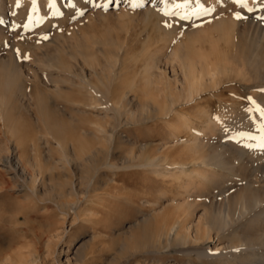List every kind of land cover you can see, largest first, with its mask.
<instances>
[{"label": "rangeland", "instance_id": "rangeland-1", "mask_svg": "<svg viewBox=\"0 0 264 264\" xmlns=\"http://www.w3.org/2000/svg\"><path fill=\"white\" fill-rule=\"evenodd\" d=\"M33 1L37 2L39 0H31V4L28 5L34 12L38 8V2L35 3ZM213 1L217 2L218 0H210L211 4ZM224 1L219 0L218 2L220 3L216 5L222 7V2ZM22 3L19 2V5H24ZM171 3L174 5L171 8L170 4H168L170 10H168L169 7L167 6V11L171 13L175 9L173 12L177 13V16L173 14L171 16L167 15V12L165 13L166 18H162L164 14L161 13V16L156 14L161 9V3L158 1L151 6L154 8V10H151V7L148 8V4L141 3V0H133L131 4L116 1L115 4L111 5L108 4L107 0H48L49 7L42 14L40 13L39 17H33V20H28L29 23L27 20L24 21L27 23L20 21L17 25L18 29L14 28L9 33L5 32L6 35L8 34L5 41L6 46L4 45L0 48V58L8 59V56L13 55L15 63L22 68L23 76L26 77L22 76V83H24L25 89L29 92L30 90L34 91V89L39 92L42 91L40 93H43V95L48 93L50 96H47V100L50 103L44 106L42 115L44 118L45 114H47L44 120L48 118L44 121L40 117L41 113L35 109V100L33 98H29L26 95L21 99V101L25 100V106L23 102L24 105L21 104V101L16 96L4 98L7 95L0 92V101L2 104L5 103L4 105L0 104V108H5V110H0H4L2 113L0 112V115L5 120L3 122L0 121V215L3 218L1 233V244L3 243V245H1V248L4 253H11V256L17 257L18 254L16 256V253L20 252L28 257V253L35 252V249L40 258H45L42 259L40 264H68L66 263V258H68L69 264H180L184 261L183 255L174 254L172 251L168 253H153L150 252L152 249L149 247L140 246V248L136 246L135 241H137L138 237L134 236L133 233L139 234L140 232L139 226L136 224L138 219L144 215L159 213L158 209L160 207L166 208L169 205V201L162 197V194L169 190L173 192L175 189L167 187V190L166 187H163L161 179L151 172L146 173L136 166H127L128 168L121 166L122 158L117 156V153L122 155L129 148H132L135 151L134 153L138 155L137 145L142 142L147 144L145 150L150 155H153L155 149L158 148L157 146H160L163 142L162 140L167 138L171 129L169 127L170 123H175L173 116L170 115L162 119L159 116H154L153 118L138 120L139 122L136 120H128L127 122L126 120L124 121L122 115H119L120 113H116V115L111 109L102 108L104 106L101 102H98L95 108L79 105L78 109L72 103L76 99L72 91H76V85L82 82L81 79L89 82L96 81V76L93 74L90 65L87 64L88 62L83 54H92L95 56L99 66L104 67L107 64L104 54L107 49H111L118 59L112 69L113 73L111 72L117 76L113 75V78L111 74V79L114 80L110 81V93L116 87L118 89V86L122 85L123 88L120 86L119 89L129 90L130 96L134 94V100L139 101L158 92L160 96L158 100L160 103L163 101V97H161L163 83H165L166 79H173L172 66L176 70L178 66L170 55L172 49L179 42H183V44L186 42L189 47L193 46L194 51H198L203 55V53L211 51V41L216 39L218 35L217 32H213L210 29V21L207 19L199 20L200 22L189 19L190 21L184 20L181 23L180 16L183 12L176 8L179 5V0H171ZM229 5L226 8L224 7L226 10L223 9L218 14L222 16L229 14L231 17H235L237 11H232L234 3L232 2ZM42 16L49 19L47 23L44 22L45 20H43ZM263 16L264 14H261V17ZM173 17L176 18L172 20ZM39 18V22L35 21ZM178 21H180V24ZM35 22L38 23L35 24ZM26 24L29 25L28 29L22 26ZM30 24L33 26L30 27ZM45 36L47 39H44ZM110 43H114V45L110 46ZM219 46H223L222 41L219 42ZM57 49V55L63 61L65 60L64 62L68 64V68L59 67L60 70L58 67H53L55 71L51 70L50 72L44 66L45 61L43 62V60L46 59L43 57V53L48 55L56 52L55 50ZM17 50H19V57L17 56ZM24 57H27V59H24ZM210 59L214 60L211 57ZM24 65H29V69ZM99 66L98 68L100 69ZM48 71L49 73H47ZM76 72L78 74L82 73L79 74L80 77L75 75ZM36 75H39V79ZM51 75L54 78L60 77L59 79L62 78L67 82H59L60 80L57 79L56 81L59 82L57 83L59 86L57 90L55 89L56 84L52 83L54 78ZM0 76L2 77V80L1 77L0 80L4 81L5 77L1 74V71ZM47 76L52 78L48 77V79ZM149 77L151 82L147 80ZM65 78L69 79L66 80ZM32 81L33 83H31ZM225 82L221 83L218 89L220 92L217 91L216 97L214 95L207 96L208 93H206L195 98V103L199 101L198 103L193 104L194 102H190L181 107L186 108L188 113H192V110L196 109L200 103L204 104L205 107L208 106L206 109H211L210 112L216 109L213 107L216 106L218 111L214 110L213 112H217L215 114L212 113L214 115L218 114L217 116H225L227 108L224 107V101H230V99H232L231 102L244 100L242 102H247L245 103L247 105L246 90L239 86H234L236 90H230L231 95L233 92L235 98L239 94L242 95H240L241 97L239 96L241 100L238 97L235 99L233 95L230 97L227 92H222ZM126 83L131 85L125 86ZM34 85H36L35 88ZM50 90L51 92L49 93ZM54 90L57 91L53 93ZM66 91L71 93L69 97ZM56 93L57 95L61 94L58 95L60 98L55 95ZM111 94L113 95V92ZM210 96L211 98H209ZM243 97L245 98L243 99ZM221 100L225 111L222 110ZM242 102H239L240 104L237 102L236 104L241 105L240 107H245L246 105ZM15 106H19L22 110L17 109L19 111H15ZM51 107L53 108V110H50L51 113L50 111L49 114L46 113L49 109H52ZM56 107L58 108L57 110ZM6 109H11V112ZM223 113L224 115H222ZM52 114L55 116H52ZM51 121L52 123H50ZM53 121L56 123L54 124ZM44 123H47L48 129L47 126L45 129ZM167 123H169L168 126ZM62 124L68 128H62ZM57 126L59 127L56 128ZM113 126L117 128V134L119 132V139L122 141H117L118 145L116 144L115 136V138L113 136L110 137L109 141H107L106 137L100 135V129L110 131ZM166 127L169 130L166 131ZM72 130L75 134H79L80 137L79 135L75 136L71 132ZM52 133H55V135ZM72 134L73 136L71 137ZM63 135L64 137H61ZM73 137H79L78 145L70 144ZM59 138L65 144L69 142L68 144L70 145L67 144V147L72 152L69 148L67 149L74 153L79 160L87 157L93 148H96L97 151L100 150L98 158L100 162L97 161L93 168H91L93 164L89 166L87 162H83L85 168L90 171L85 174L86 177L83 178L84 181L80 183V187L75 184L74 188L70 189L71 181H75V175L80 174V172L79 168H74V163H68L61 159L62 146L56 144ZM112 146L115 147L112 148ZM113 149L115 150L114 152ZM12 157L20 158L25 167V172H35L36 180L33 185H31L28 177L26 178L24 172L22 173L20 169L7 171L9 169L7 168V162ZM105 162L114 165V167L104 165ZM50 176H53V179L56 178L55 182H51L53 179L48 180ZM55 183L62 186L63 190L70 189L71 191L65 193V197L67 195L66 198L72 200L71 208H64L66 210L65 213L59 211L50 196L53 191H56L53 188ZM50 189L52 192L48 193L47 191ZM165 203L168 205L165 206ZM21 209L28 211L27 218L25 219L24 215L19 213L20 216L17 215V221L12 219ZM59 215L64 216L62 218ZM121 243L124 244L122 245Z\"/></svg>", "mask_w": 264, "mask_h": 264}, {"label": "bare ground", "instance_id": "bare-ground-1", "mask_svg": "<svg viewBox=\"0 0 264 264\" xmlns=\"http://www.w3.org/2000/svg\"><path fill=\"white\" fill-rule=\"evenodd\" d=\"M116 1L127 2L130 4L133 2V0ZM156 1L161 3V9L160 11L158 10L156 14H160V16L164 14V16L162 15V18H166L165 13L168 12L166 7L168 4H170V7L174 5L171 3V0H141V3H147L149 8ZM218 1H213L211 4L212 1L210 2V0H207V3H205L204 0H190L189 3L184 4L183 0H179L180 7L176 8H179V10L183 12L182 15H187L191 17L192 20H197V22L199 20L207 19L210 21V29L213 32H217L218 35L216 39L211 41V51L209 50L208 53H203V55L198 51H194L195 49L193 46L189 47V44H186V42H184L185 44L179 42L172 49L170 55L172 56V60H175L176 62H174L178 66L176 67L177 70L172 66L173 79H166L165 83H163V91L161 93L163 101L161 103L158 100L160 97L158 92L139 101L134 100L133 93V95L130 96L129 90L125 91L121 88L119 89L122 85H119L118 89L116 87L112 91L113 95L111 94L112 92L110 93V81L114 80L111 79V77L113 75L115 76V73L112 74V69L116 64L115 62L118 60L111 49H107V51L104 52L107 60V64L104 67L99 66L95 56L92 54H83L88 62L87 64L90 65L93 74L96 76V81L89 82L88 80L83 81L81 79L82 82L79 83L84 84L78 83L76 85V91L73 90L74 93L72 91V94H75L76 96H74L76 99H74L72 103L76 105L78 109L79 105L95 108L97 107L98 102H101L104 106L102 108H106L107 110L111 109L114 114L120 113L119 115H122L124 121L126 120L127 122L128 120L140 121L153 118L154 116H159L162 119L163 117L167 118L170 115L175 119V123L171 122L173 125H171V123L169 125L171 129L166 138L168 140H162V144L161 142V145L158 144L160 146H157L158 148L155 149L153 155H150L145 150L147 144L143 142L138 143L137 145V150L139 152L138 155L134 153L135 151H133L132 148H129V150L122 155L116 152L117 156L122 158L121 166L126 168H128L127 166H136L146 173L151 172L153 175L161 179L160 181L163 183V187H166V189L167 187L169 189H175L173 192L172 190H169L162 194V197H165L169 201L168 203L166 200L169 204H167V206L165 203V206H167L166 208L160 207L158 209V211H160L159 213L155 215L149 213L150 215H144L138 219L136 224H138L140 232L139 234L133 233L134 236L138 237L136 239L137 241H135L136 246L149 247L152 249L150 252L153 253H168L169 251H172L174 254L183 255L184 261L180 264H264V147H261V145L264 144V122L261 121L260 113L257 110L258 107L264 108V19H262L264 16L261 17V14H264V0H244V3H235L234 0H225L222 2V7L216 5L221 2ZM19 2H23L24 5L17 4V0H0V48L5 45V41L7 40L6 36L8 34L6 35L5 32L9 33L14 28L18 29L17 25L20 21L27 23L28 20L30 21L33 17H39L38 15L40 13L42 14V12L49 7L48 0H39L37 1L38 3L33 1L38 5V8L34 13L28 6L31 4V0H19ZM232 2L234 3V9L231 10H236L237 13H240L242 19H238L236 16L231 17L229 14L223 16L218 14ZM57 6L59 7V5ZM170 7L168 10H170ZM206 8L210 10L205 12L204 10ZM151 10H154V8L151 7ZM173 11H175V9ZM173 11H171V13L168 12L167 15L169 14L171 16V14L174 13ZM174 18L176 17H173L172 20H174ZM26 20L27 22H24ZM39 20L40 18L35 21L39 22ZM43 20L47 23L49 19L44 18ZM183 22L184 20L181 23ZM37 23L35 22V24ZM178 23L180 24V21H178ZM28 26L29 25L25 28L28 29ZM31 26L33 25L30 24V27ZM220 41L223 42L222 47L219 46ZM113 45L114 43H110V46ZM58 49L55 50L56 52L48 55L42 52L44 55L42 56L46 59L43 60V62L45 61L44 66L50 70V72L51 70L55 71V68L53 69V67L68 68V64L64 62L65 60L63 61V59L57 55ZM210 57L214 58V60L210 59ZM28 66L26 65L25 67ZM0 69L1 74L5 77L4 81H1L2 77L0 76V92L7 95L4 98H7L8 96H16L19 101H21V99L28 95L29 98L31 97L35 100V106L37 107H35V109H37V112L42 115L43 109L45 108L44 106L47 103H50L47 100L50 95L48 93V95H43V93H40L42 91L39 92L35 89L34 91L30 90V92L25 89V85L22 83V76L24 75L21 70L22 68L18 67L15 63L13 55L8 56V59L0 58ZM77 72L75 75L80 77L79 74L82 73L78 74ZM47 73H49V71ZM36 76H38L39 79V75ZM51 76L53 77V75ZM51 76H47V78H52ZM55 78L52 80V83L54 82L56 84L55 89L57 90L59 87L57 83L67 82L62 78V80L59 79L60 77ZM57 79L60 81H56ZM68 79L69 78L66 80ZM147 80L148 82H151L150 77L149 79L147 78ZM224 81L226 82L222 87V92H227L230 97H232L234 93L233 92L232 95L230 93V90L235 89L234 86H239L246 90L248 99L247 105L245 104L247 102L243 103L242 101L244 100L239 98L241 94L237 95L238 99L241 100L237 102H242L246 105L245 107H240V103L238 104V107L236 104L237 102H234L236 100L232 102V99H230V101H224V107L227 109L230 108L228 110L226 109L225 116H217L218 114L214 115L218 110L217 107L213 105L212 106L216 109L212 106L211 107L214 110H217L215 112H213L214 110L212 111L214 114L210 112L211 109H206L208 106L205 107V105L201 103L198 104L196 109L192 110V113H188L186 108L181 107L190 102H194L193 104L198 103L199 101L195 103V98L206 93H208L207 96L214 95L216 97L218 93L217 91H219L218 89ZM31 83H33V81ZM127 85L130 86L131 84L126 83L125 86ZM35 86L36 85H34V88ZM239 87L238 89H240ZM57 90H54L53 93ZM50 92L51 90L49 93ZM68 92L66 94H68L69 97V94L71 93ZM55 95L60 98L58 95L61 94L57 95L56 93ZM80 95H82V97H80ZM89 95L91 96L85 97ZM211 96L209 98H211ZM237 97L235 98L233 95V98L237 99ZM244 98L245 97H243V99ZM24 101L22 100L21 104H25L26 106ZM72 103L71 105L73 106ZM220 103L222 105V110L225 109L223 108L222 100ZM0 104H2L1 101ZM4 104L5 103L2 105ZM48 106H46V108H48ZM99 106L101 107L100 103ZM15 108V111L21 109L19 106H15ZM2 109L5 110V108L1 107L0 110ZM57 109L58 108L56 107V110ZM50 110H53V108L49 109L46 113L49 114ZM3 111L0 112L2 113ZM41 115L40 117L43 118V115ZM222 115H224V113ZM46 116L47 114H45L44 118ZM52 116L55 115L52 114ZM3 120V116L0 115V121L3 122ZM50 123H52V121ZM168 124L169 123H167V126ZM44 125L45 129L46 126L48 129L47 123H44ZM62 125V128H68H66L64 124ZM58 127L59 126L56 128ZM116 127L113 126L110 131L100 129V135L106 137L105 139L107 141H109L108 139H110V137L115 136L116 144L118 145L117 141L120 142L121 140L119 139V132L117 134ZM167 128L168 127H166V131L169 130ZM50 129H52V127H50ZM71 132L75 134L73 130ZM52 134L55 135V133ZM76 135L79 134H75V136ZM61 137H64V135ZM79 137H73L72 143L70 144L78 145L80 141ZM56 144L62 146L61 159L68 163H74L75 169L79 168L80 174L75 175L76 179L75 181H71L70 189H72V187L74 188L75 184H78L77 186H79L80 183L84 181L83 178L86 177L85 174L90 171L85 168L83 162H87L89 166L90 164H93L91 166V168H93L94 164L99 161L100 150L97 151L96 148L92 147L93 150L89 149L91 151L87 157L79 160V158H76L77 156L75 157L74 153H71V149L67 147V144H65L63 140L59 138L58 141H56ZM71 147L73 146L71 145ZM113 147L115 146H112V148ZM67 148H69L71 152ZM114 151L115 150L113 149V152ZM72 154L74 155L72 156ZM7 163V168H9L7 171L20 169L22 173L24 172L25 177H28L31 185L34 184V181L36 180L35 172H25V167L19 157H12ZM104 165L111 166L112 168L114 167V165L107 164L106 162ZM53 178V176H50L48 177V180ZM55 180L56 178L51 182H55ZM50 187L52 188L51 185ZM61 187L62 186H59L58 183H55L53 188H55L56 191L52 192L50 189L51 191L49 190L47 192H52V195L50 196L56 207L59 208L60 212L65 213L66 210H64V208H71L72 200L67 199V195L65 197V193L70 191V189L63 190ZM23 210L25 211V209L18 211L14 217L12 215V219L17 221V215L20 216L19 213H22L26 219L28 211L24 212ZM190 216L191 218L193 217V219H191ZM2 220L3 218L0 215V264L42 263V259L45 258H40L35 249V252H31V254L30 252L28 253V257L20 252L16 253V256L18 254L17 257L11 256V253L6 254L3 252V249L1 248V245H3V243L1 244V233L3 228ZM36 256H38L39 259L38 257L36 258ZM66 263L69 264L68 258H66Z\"/></svg>", "mask_w": 264, "mask_h": 264}, {"label": "snow or ice", "instance_id": "snow-or-ice-1", "mask_svg": "<svg viewBox=\"0 0 264 264\" xmlns=\"http://www.w3.org/2000/svg\"><path fill=\"white\" fill-rule=\"evenodd\" d=\"M108 4L111 5V4H115L116 3V0H107ZM190 0H183V3L184 4H187L189 3ZM205 3H207V0H204ZM235 3H244V0H234ZM17 3L19 4V0H17ZM177 7H180V5H177ZM210 9H205L204 11L205 12H208ZM177 13H173V15H176ZM236 17L238 19H242V16L240 13H236L235 14ZM191 19V17L187 16V15H181L180 16V20L183 21V20H189ZM264 19V18H262ZM23 27H27V25H22ZM44 39H47V37L45 36ZM17 53H18V57H19V50H17ZM24 59H27V57H24ZM250 99V98H249ZM260 113V118H261V121L264 122V108H259L257 109ZM261 147H264V144L261 145Z\"/></svg>", "mask_w": 264, "mask_h": 264}]
</instances>
